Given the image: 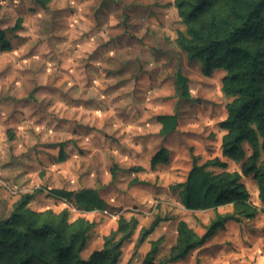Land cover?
<instances>
[{"label": "rangeland", "instance_id": "1", "mask_svg": "<svg viewBox=\"0 0 264 264\" xmlns=\"http://www.w3.org/2000/svg\"><path fill=\"white\" fill-rule=\"evenodd\" d=\"M0 26L11 42L0 50V218L41 189L26 204L28 214L66 234L84 229L83 257L119 241L120 263L141 264L154 243L153 264H264L261 181L242 173L253 155L264 162L263 139L256 148L243 142V158L222 154L227 131L219 123L232 100L222 90L225 70L206 74L179 47L185 26L177 0H0ZM178 69L189 97L175 82ZM160 114H175L176 128L162 134ZM161 147L167 161L151 167ZM191 153L201 163L225 161L208 169L225 178L240 173L248 197L215 210L186 209L178 183ZM52 188H94L105 206L83 210ZM243 208L258 211L172 258L179 221L199 236L217 212ZM156 215L166 219L141 241Z\"/></svg>", "mask_w": 264, "mask_h": 264}, {"label": "trees", "instance_id": "2", "mask_svg": "<svg viewBox=\"0 0 264 264\" xmlns=\"http://www.w3.org/2000/svg\"><path fill=\"white\" fill-rule=\"evenodd\" d=\"M37 2L46 6L47 0ZM177 4L185 26L177 36L179 47L187 57L201 60L204 73L209 74L216 68L225 70L222 90L232 100L226 106V118L219 123L227 131L221 142L222 154L233 159L243 158V142L256 148L259 137L263 139L264 151V0H177ZM10 48L11 42L0 26V50ZM175 82L181 94L189 97L187 78L181 69L175 72ZM156 118L161 124L162 134L169 133L177 126L175 114H160ZM167 158V149L161 147L151 157L150 165L154 167L159 162H166ZM226 165L219 157L201 163L199 157L191 153L187 177L178 183L181 202L186 209L215 210L221 205H236L248 197L240 181V173L225 178L208 169L209 166ZM251 172L256 173L261 181L260 210L264 212V162L261 165L257 163L256 155L242 169L244 175ZM40 191L36 189L23 194L15 202L11 213L0 218V264H131L130 261L120 263L119 241L105 243L102 248L83 257L84 229L66 234L51 220L37 223L28 214L26 204ZM49 193L72 200L86 211L105 206L104 199L94 188H52ZM257 211L243 208L217 212L199 236L193 234L185 222L179 221V250L172 258L185 257L191 250L201 247L229 221L240 223L245 218H253ZM165 219L156 215L142 229L140 240H145ZM153 244L141 264H153L157 250Z\"/></svg>", "mask_w": 264, "mask_h": 264}]
</instances>
